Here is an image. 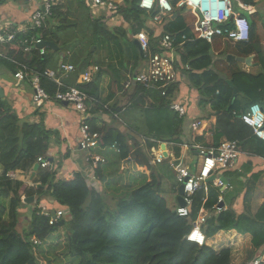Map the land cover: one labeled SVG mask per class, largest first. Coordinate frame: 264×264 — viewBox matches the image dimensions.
Wrapping results in <instances>:
<instances>
[{"label":"trees","instance_id":"trees-1","mask_svg":"<svg viewBox=\"0 0 264 264\" xmlns=\"http://www.w3.org/2000/svg\"><path fill=\"white\" fill-rule=\"evenodd\" d=\"M116 1L121 6L125 22L133 29L134 37L145 31L152 36L147 21L158 11L148 14L140 7V0ZM241 1L251 6L257 5L256 0ZM80 3L82 6L85 4L84 0H80ZM59 5L53 6V16L58 17ZM184 9H178V17L168 19L164 29L167 33L177 35L179 69L192 88L199 92L202 111L217 119L212 144L218 146L223 139L237 140L245 153L264 157V141L257 138L252 128L240 119L241 114L248 111L253 104L264 102V14L259 11L251 14L253 19L247 41H226L236 46L235 51L229 54L253 56L254 61L261 67V72L254 73L243 70L237 61L228 62V53L224 58H217L216 55L221 53L223 56L225 53H216L214 42L196 39L193 24L187 25L182 17ZM235 10L238 14L245 15L239 7H235ZM89 21L97 37L102 34L112 39L117 38V26L110 29L109 17L95 19L89 15ZM64 27L61 23L55 27L44 25L39 29L30 28L25 33L18 32L16 38L2 48L9 58L28 66L29 77L38 72L43 87L51 95L56 93L58 85L45 76L44 72L47 69L55 70L53 54L58 52L46 48V54L41 55L33 45L26 52L21 41L30 40L32 37L41 38L43 41L55 42L62 50L60 30ZM152 40L155 41L153 38ZM157 50L152 47L153 52ZM0 60L13 74L19 68L18 63L7 58L2 57ZM61 60L65 62L66 56ZM82 62L85 61L73 64L76 67L75 73H82L89 65L85 63L84 66ZM101 74L100 71L99 76L91 82L75 85L101 99ZM178 87L179 83L176 82L169 88L167 95H162L160 90L147 89L140 84L136 86L130 106L142 109L146 114L147 130L142 131L138 126L136 128L143 137H168L172 141L183 142L185 118L179 117L169 105ZM88 122L93 130L100 131L95 118H89ZM100 134V147L107 148L117 144L120 159L132 157L137 164L147 166L151 170L150 180L120 197L113 206L108 203L105 194L95 189L81 173L57 179V171L40 166L33 178V182L39 183L35 188L18 177L11 178L8 173L16 170L29 173L36 163H40L38 157L49 160L42 154L48 151L51 142L61 141L60 132L47 128L44 121L31 123L22 120L10 102L0 96V164L3 167L0 175V264H38L34 252L41 244L34 245L33 239L43 243L62 225L70 233V253L77 261L76 264H231L230 249L216 252L204 242L187 238L194 228L192 221L196 220L206 197L204 188L195 194L191 215L179 216L176 210L168 206L166 198L161 194L164 179L174 178L168 164H159L157 174L140 148L138 137H133V143L130 144V136L117 129L100 131ZM151 145L150 142L149 146ZM135 150L137 154L133 155ZM99 165L96 175L100 172ZM229 176L233 185L234 174ZM258 178L259 174L254 173L247 182L248 191L244 196L245 216L237 217L231 209L222 211L217 216L212 215L211 218V222L218 221L217 230L234 229L241 234L250 233L252 244L257 249L264 247V203L255 213H252L249 203L253 188L251 184ZM174 181L173 188L178 190L180 184L175 178ZM232 193L230 196L234 200ZM23 196H37L38 202L48 196L66 207L69 218L64 220L63 217L58 223L51 225L49 217L43 213L36 201L30 222L24 228L21 223L22 219L26 220L21 212L26 206ZM208 196L206 204L212 210L219 201L220 190L216 189L215 194Z\"/></svg>","mask_w":264,"mask_h":264},{"label":"crops","instance_id":"crops-1","mask_svg":"<svg viewBox=\"0 0 264 264\" xmlns=\"http://www.w3.org/2000/svg\"><path fill=\"white\" fill-rule=\"evenodd\" d=\"M60 4V5H59ZM41 5V0H0V31L6 33L7 31H17L21 33H25L24 30L27 32L31 27V17L33 12L38 9ZM55 5H59L58 11L60 12L58 14V17L56 15L53 16L52 14L47 16L45 20L44 25L49 26H58L59 24H63L65 22H74V15L73 11L71 9H77L78 7L84 8L88 10L89 15H91L95 19H99L100 17L104 16L103 14L97 16L92 12L91 9H89L85 4L82 6L80 3V0H57ZM255 10V8H254ZM185 12V11H184ZM180 14V12L174 13L171 17L165 18L163 23L153 22L151 19L147 21V27L152 31V35H158L161 32H165L164 29L165 24L168 19H174V16L176 14ZM118 23L119 25L115 24ZM115 21H111L109 19L108 25L110 27L115 26H125L126 24L123 15L121 14V17L118 19H115ZM130 26L128 23L124 27ZM123 28V27H122ZM156 30H155V29ZM66 30V27L62 28L60 30L61 37L63 36V31ZM158 30H160L158 32ZM133 38L135 39L134 35ZM63 39V37H62ZM136 40V39H135ZM217 42H226L224 40L217 39L214 41V43ZM8 43H0V49L3 48V46ZM135 43V42H134ZM48 48V47H46ZM4 50V49H3ZM5 52V51H4ZM59 58L54 59L55 62L57 61V68L55 67V70L58 71V75L60 76L61 80L67 84V85H73L75 84H83L82 79L83 75L76 72L74 73H67L63 74L59 71V64L61 59L68 54L71 58V55H73V51L65 52L64 49L58 50ZM6 53V52H5ZM56 53L53 54V58L55 57ZM229 55V54H228ZM234 55V54H233ZM253 58V65H247L246 63H240V66L243 70L247 72H254L259 73L261 72V67L259 64H257ZM108 61V60H107ZM138 61L135 60H128V63H125L120 68V77L118 78V67L114 66H108L106 64V67H103L100 64V62H96V64H100V70L98 73L95 74L94 78L97 77V75L102 72V81L100 86V97L101 99H97L98 102L90 103L91 104V115L90 118L96 119V126L100 131H105L107 129H117L118 131L124 133L125 135H129L128 142L130 144L133 143V137H138L140 140V148L145 153V156L147 157L149 164L153 167L155 172L158 174V165L159 164H168L169 168L173 172L174 178L176 179V171L170 166L169 162L172 160H175L177 163H180L183 167L188 169L191 172H197L203 162V157L200 156L198 153V150L193 147L192 145H203V146H209L213 143V132L216 128V117L214 115H208L207 113L203 112L200 105H199V98L200 94L191 86H188V84L185 86V81L188 80L187 77L183 74H181V69H179V78L178 83L179 87L177 91H175V96L171 99V102L174 99L177 100H185V104L188 108V113L186 116L181 117L185 118V125H184V136L182 138L183 142L180 141H172L170 138L169 141L165 142L164 139H155V138H146L145 141H143L142 137L143 135L141 132L138 131L137 126H133L130 122L131 116L135 120H141L143 118L144 123L141 128L142 131L147 130L146 125V118H145V112L141 111L138 108H132L130 106V99L131 96L135 92V86H133L128 92L122 93V85L127 77L128 71L132 72H140L144 69V62L143 63H137ZM65 63H72L70 61H65ZM74 64V63H73ZM257 64V65H256ZM15 74V73H14ZM14 74L10 72L5 66H0V88L4 90V99L9 101L11 106L14 108V110L17 112L19 117L24 120L31 123H38L41 121H44L47 128L52 130H57L60 132V139L61 141H53L50 144V147L48 151L43 156H46L49 158L48 161L51 162V165L48 167L49 170L57 171V179L60 178H67L69 176H72L75 173H81L82 175L88 177L89 173H93L96 175V169H91L90 161L86 158V153L82 151L79 147V123H80V113L76 111L71 105H65L64 103L60 102H54V101H46L42 104H39L34 101V89L32 84L30 83V80H18L15 78ZM99 76V75H98ZM156 90V89H155ZM140 99V98H138ZM92 102V101H91ZM171 102H170V109L175 112L171 108ZM116 107V108H114ZM147 108V107H146ZM136 113H135V112ZM138 111V113H137ZM127 114L129 116V121L121 118V115L123 113ZM177 113V112H175ZM125 114V115H126ZM178 114V113H177ZM194 119L201 121V129L200 130H194L192 128V124ZM139 127V126H138ZM202 127L206 130L202 132ZM99 131V132H100ZM143 133V132H142ZM147 133V132H146ZM146 135V134H145ZM200 137V139H199ZM153 139V141L151 140ZM199 139V140H198ZM152 143L151 146H149V143ZM115 145V144H114ZM109 146L107 148L98 147L94 150V152L103 155L104 157L109 156L110 160L102 163L99 165L100 172L96 175V181L94 184L89 179V183L94 186L95 189L101 191H108V188L112 185L111 181L109 182V177L113 175V173L116 174L117 172V166L116 164L119 163L120 169L126 170V173H129L134 170L141 171L144 173L147 177V180L149 181L151 178V170L147 168V166H141L140 164H137L134 158L129 157L126 159H120L119 154V148L118 146ZM161 148L165 151V154L168 152L169 156L165 158L162 162H154V154L152 152V148ZM179 149V150H178ZM136 150L133 151V155H136ZM190 154L194 157L195 162L192 164H189L188 162V155ZM65 155V156H64ZM201 157L202 162L197 161V157ZM115 161V162H114ZM114 165H113V164ZM36 165H38V168H36ZM112 165L113 167L110 169L108 166ZM40 163H36L33 170L29 173L16 170L12 171L15 172L17 177L20 180H23L26 184L33 183V178L36 176V173L38 169L40 168ZM129 168V169H127ZM132 171H131V170ZM127 170H130L127 172ZM3 173V167L0 164V175ZM236 173V174H235ZM254 173L259 174V178L257 181L251 184L252 188V195L251 200L249 203V207L252 210V213H255L258 208L264 203V157L258 156V155H252L248 153H242L239 157L236 168L232 171L226 172V174L223 175V177L227 180H230L231 176L229 174H234L233 179L234 184L232 189H228L224 192L221 191L218 187L215 188V190H220V196H223V203L225 207V211L227 210H233L236 213L237 217L245 216L246 215V208L244 204V196L246 192L248 191V185L247 182H249L250 176ZM90 178V177H89ZM113 178V177H112ZM129 183L131 185L135 184V182H132L131 179H129ZM146 180V181H147ZM177 180V179H176ZM114 182V181H113ZM212 182V180L210 181ZM111 183V184H110ZM99 185V186H97ZM215 185V184H214ZM140 186V185H139ZM209 188V185H207ZM216 186V185H215ZM138 187V186H133ZM178 186V191H179ZM207 188V189H208ZM233 192V193H232ZM235 197L234 200H232V196ZM219 196V197H220ZM23 196V200H24ZM207 197L203 199L202 205L200 206V210L198 212L197 218L195 221H192V224L194 227H196L195 230L198 231V235H196V238L198 240L200 239V242H204L205 244L212 247L216 252H220L223 249H230L231 256H230V262L231 264H250L256 257H264V247L261 248H255L252 244V235L250 233L247 234H241L237 232L236 230H223V229H216L218 226L217 220H214V222H211V218L213 216H217L221 214V212L213 213V216H209L206 223L198 224L199 216L207 215L209 214L210 208L207 206L206 201ZM43 204H47L48 208L50 210H56V209H65V206H62L58 204L55 200H53L50 197L44 198L42 200ZM32 206V207H31ZM34 209L33 205H26L23 207L21 211H23L24 218L27 217L28 214L32 213V210ZM212 211V210H210ZM224 212V211H223ZM31 217V216H30ZM224 231H227L230 236L226 240L222 234Z\"/></svg>","mask_w":264,"mask_h":264},{"label":"built area","instance_id":"built-area-1","mask_svg":"<svg viewBox=\"0 0 264 264\" xmlns=\"http://www.w3.org/2000/svg\"><path fill=\"white\" fill-rule=\"evenodd\" d=\"M57 0H41V5L36 9L31 17V27L34 29L42 28L45 24L47 16L52 14L53 6ZM86 6L92 10L97 16L103 14L109 17L111 21H115L121 17L120 4L116 0H84ZM140 7L152 13L158 11L157 14L151 18L153 22L163 23L165 18L171 17L178 9H189L195 17L193 22L194 36L196 39H203L208 42H214L217 39L230 41L233 43L247 41L250 37V21L247 16L238 14L235 10L233 0H140ZM238 7L243 11H248L253 14L254 7L239 1ZM186 11V10H185ZM24 32H26L24 30ZM17 31H7L6 33L0 31V43L10 42L16 38ZM152 38L155 40L153 41ZM185 39L186 36H183ZM143 51L144 69L140 72L128 71L127 77L122 85V93L128 92L133 86L138 84L147 89H156L162 92V95H167L169 88L178 81L179 78V60L178 53V38L175 34L161 32L155 36H149L148 32H141L135 36ZM152 40V41H151ZM43 40L41 38L32 37L21 41V45L26 52L32 49L33 45L39 50L41 55L46 54V47L40 48L38 46ZM152 47H156V52L152 51ZM7 58L15 63L16 60L9 58L2 49H0V58ZM19 68L15 72L16 79L24 81L29 79L34 89V101L42 104L46 101H56L60 103H68L76 111L80 113L79 123V147L82 150L90 153V161L97 169L100 163H104L106 159L99 154H95L94 150L100 147V132L93 130L88 119L91 115V104L98 102L97 98L90 96L86 91L80 89L78 86L65 84L58 71L47 69L44 75L52 79L57 85L58 89L54 95L48 93L41 83V75L38 72L33 73L31 77L28 76V66L23 63H18ZM2 62L0 60V66ZM100 67L98 64L90 66L83 75V83L91 82L94 75L98 73ZM59 71L63 74H69L76 71L73 64L62 62L59 65ZM1 87V86H0ZM92 101V102H91ZM185 100L174 99L171 102V108L178 113L179 116L184 117L188 113V108ZM240 119L250 126L254 135L264 141V111L262 104H253L248 111L241 114ZM201 121L194 119L192 128L194 130L201 129ZM206 129L202 127V132ZM147 137H142L143 141ZM153 141V139H151ZM117 146V144H115ZM114 145V146H115ZM198 150L200 156L203 157V162L197 172H191L175 160L169 162L170 166L176 171V179L180 186L183 185V200L185 204L179 205L176 209L181 217H189L192 212L195 194L204 188L205 192L208 188V183L212 182L221 189L222 192L232 189L231 180L223 177L228 171L236 168L237 161L242 153H245L237 140L223 139L218 146L209 145H192ZM154 154V162H162L169 156L168 152L161 148H152ZM95 157H93L94 155ZM38 162L42 167H49L51 164L43 157H38ZM219 175V176H218ZM11 178H17L15 172L8 173ZM90 180V179H89ZM223 202V196L219 197V201L209 214L199 216L198 224L206 223L209 216L213 213L225 211V207H220L219 204ZM49 217V223L55 225L63 216L62 209H56L54 212L50 210L43 212ZM193 228L191 234L188 235L189 240L200 241L196 238L198 231ZM34 244H39L37 239H33ZM41 243V242H40ZM264 262V257H256L250 264H261Z\"/></svg>","mask_w":264,"mask_h":264},{"label":"rangeland","instance_id":"rangeland-1","mask_svg":"<svg viewBox=\"0 0 264 264\" xmlns=\"http://www.w3.org/2000/svg\"><path fill=\"white\" fill-rule=\"evenodd\" d=\"M239 1L241 0H234L235 7H238ZM256 1H257V5L255 7L253 6L255 8V12L259 11L260 13L264 14V0H256ZM184 10L186 11L182 14V17L184 18V21L186 22V24L191 26L195 20V17L192 14L191 10L189 9H184ZM71 11H73L75 21L74 22L68 21V23L67 22L64 23L66 30L63 31L62 33L63 34L62 47L65 50V52L68 53V51H73L74 54L71 55V58L69 57L68 54H66L65 55L66 61H70L72 62L71 64H73L81 60H84L85 62H82V65L84 66H86L85 63H88L90 66H93L96 64V62H100L101 65L103 63L102 65L103 67H106V64L109 67L110 66L118 67L119 68L117 70L118 74H116V72L114 73L115 76L118 75L117 76L118 78L121 76L120 68L125 63H128L129 59L138 61L139 63L145 62L144 59H142L138 46L134 43L135 39L133 38V35H134L133 29L131 28V26H128L124 29L127 23L126 24L124 23L125 26H120V27L117 26L115 28L119 31V32L115 31L117 33V38L115 39H112L108 36H103L102 34L97 37L96 33H94L93 31L92 24L89 21L88 10L78 7L77 9L76 8L71 9ZM244 13L249 19V21L252 22L253 17L251 16V14L248 11H244ZM115 24L119 25L118 23H116V21H115ZM110 29L113 30V27H110ZM159 31L160 30H158V32ZM235 47L236 46L234 44L228 43V42L214 43V48H215L216 53L218 52L225 53L223 56L220 53L219 55H216V57L224 58L227 53L229 54V53L234 52ZM58 58H59V53H56L55 59H58ZM57 61L55 63V67L57 66L56 65ZM89 65L87 66V68L90 67ZM87 68L82 72L83 74L85 73ZM185 82H186L185 86L187 84L188 86H191V83L188 80H186ZM125 114L126 112L121 115L122 119H125L128 122L131 121L130 123L133 126H139L140 128H142L143 123H144L143 118L141 120L140 119L135 120L134 118H132L133 116H131L130 121H129V116H127L128 113L126 115ZM162 114L164 113L162 112ZM82 151L86 153V158L88 160V157L90 158V153H87V151L85 150H82ZM95 154H98V153L96 152ZM187 155H188L187 159H188L189 164L194 163L195 162L194 157L190 154H187ZM93 157H95V155ZM104 158L106 159V161L110 160L109 156H106ZM196 159L198 162H202L200 156H198ZM90 165H91V169L93 170L95 165H93L92 163H90ZM116 165H118L116 174L113 173L112 175L113 178L111 176L109 177L110 179L109 182L111 181L112 185L110 186V188H108L107 192L104 190H101V192L105 194L104 197L107 199L108 203H110L111 206H113V204H115L120 197L126 196L128 192L136 188L133 186H139L145 183L148 177L141 171L134 170L133 172L131 169L130 170L132 171V173L129 172L130 170H127V172L129 173H126V170L122 168L120 169L119 163ZM108 167L111 169L113 166L109 165ZM95 177H96L95 174L89 173L87 178L90 179V181H92L94 184H96L97 182L93 181L96 179ZM129 179H131L132 182H135V184L131 185V183H129L130 181ZM36 180L38 181V178H36ZM174 183H175L174 178L173 179L169 177L165 178L163 182L161 194L166 198L168 206L171 209L176 210L180 204L178 201L179 192L177 189L175 190L173 188ZM38 184L39 183L37 182L36 183L33 182L31 186L37 188ZM208 185H209V188L205 192L206 194L205 196L207 197V199L209 197L208 196L209 194L216 193V190H215L216 186L214 185V183L209 182ZM34 197H35L34 201L32 203L25 202L26 205L28 204V205H33L34 207H36L35 206L37 205L36 201L39 198L37 196H34ZM47 197L48 196H46L45 198ZM43 199H40V201L39 202L37 201V202H38V206L42 209V211L46 212L50 209L48 208L47 204L42 203ZM65 209H62L64 213L62 218L64 217L63 218L64 220L69 218V213ZM50 211L54 212L53 210H50ZM21 212L23 213V211ZM30 216H32V213L27 215L26 220L25 219L21 220V223L23 224L24 228L25 226L27 227V225L29 224L30 222L29 220L31 219ZM222 236L227 240L230 234L227 231H224ZM39 244H41L40 248H35V252H34L38 264H76L77 263V261L73 258L72 254L70 253V233H68L67 228L64 225L60 226L59 230L53 233L45 242L40 243L39 241Z\"/></svg>","mask_w":264,"mask_h":264},{"label":"water","instance_id":"water-1","mask_svg":"<svg viewBox=\"0 0 264 264\" xmlns=\"http://www.w3.org/2000/svg\"><path fill=\"white\" fill-rule=\"evenodd\" d=\"M178 13L174 16V19L175 18H177L178 17ZM135 44L138 46V48H139V50H140V53H141V56H143V51H142V49H141V46H140V44H139V42L137 41V40H135ZM38 46L40 47V48H42V47H48V48H50V49H52V50H55V51H58L59 49H60V47H59V45H57L55 42H53V41H42L41 43H39L38 44ZM227 61L228 62H232V61H237V62H242V63H246L247 65H250V66H252L253 65V56H247V57H244V56H237V55H233V54H229L228 56H227ZM60 63H62V61L60 62ZM257 65V64H256ZM4 90L2 89V88H0V96L1 97H4ZM64 104L65 105H68V103H66V102H64ZM262 110L264 111V102H263V104H262ZM170 139H168V138H165L164 139V145L163 146H165V142H167V141H169ZM36 168H38V165H36ZM179 196H178V201H179V204L180 205H183V204H185V202H184V200H183V185H181L180 187H179ZM34 199H35V197L34 196H32V197H30V198H26V199H24V201L26 202V203H32L33 201H34ZM219 206L220 207H223L224 206V203L223 202H221L220 204H219Z\"/></svg>","mask_w":264,"mask_h":264},{"label":"clouds","instance_id":"clouds-1","mask_svg":"<svg viewBox=\"0 0 264 264\" xmlns=\"http://www.w3.org/2000/svg\"><path fill=\"white\" fill-rule=\"evenodd\" d=\"M254 7H255V6H254ZM254 12H255V11H254ZM254 12H253V13H254ZM142 58H143V56H142ZM260 104H261V103H260ZM187 237H188V236H187Z\"/></svg>","mask_w":264,"mask_h":264}]
</instances>
